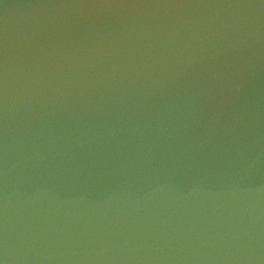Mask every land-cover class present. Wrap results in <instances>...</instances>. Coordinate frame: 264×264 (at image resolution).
Wrapping results in <instances>:
<instances>
[{
  "label": "water",
  "instance_id": "1",
  "mask_svg": "<svg viewBox=\"0 0 264 264\" xmlns=\"http://www.w3.org/2000/svg\"><path fill=\"white\" fill-rule=\"evenodd\" d=\"M4 264H264V0H0Z\"/></svg>",
  "mask_w": 264,
  "mask_h": 264
},
{
  "label": "snow or ice",
  "instance_id": "2",
  "mask_svg": "<svg viewBox=\"0 0 264 264\" xmlns=\"http://www.w3.org/2000/svg\"><path fill=\"white\" fill-rule=\"evenodd\" d=\"M0 264H4V262H3V260H2V259H0Z\"/></svg>",
  "mask_w": 264,
  "mask_h": 264
}]
</instances>
